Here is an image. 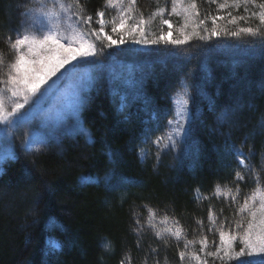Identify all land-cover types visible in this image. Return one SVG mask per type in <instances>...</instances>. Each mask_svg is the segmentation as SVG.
Here are the masks:
<instances>
[{
  "label": "trees",
  "instance_id": "1",
  "mask_svg": "<svg viewBox=\"0 0 264 264\" xmlns=\"http://www.w3.org/2000/svg\"><path fill=\"white\" fill-rule=\"evenodd\" d=\"M170 1L160 0L159 7L168 10ZM62 2L67 6L68 0ZM44 3L0 0L3 61L17 33H27L26 15ZM81 4L83 14L106 7L105 0ZM157 7L155 0H138L133 12L148 21L152 39L164 27ZM197 7L201 18L219 11L218 4L204 0H197ZM227 11L244 14L224 9L225 19L216 26L225 27ZM169 19L179 34L180 17ZM206 23L213 27L210 19ZM85 67L91 71L73 113L60 123L41 117L29 125L43 141L39 151L22 146L25 129L0 124V264H127L128 257L131 264H153L151 248L160 264H198L195 255L204 256L198 241L207 236L219 244V230L230 231L223 226L225 217L246 224L247 209L238 211L244 197L264 190V43L247 34L197 36L179 47L125 43L105 48L95 67ZM180 90L188 97L192 140L158 155L153 141L168 131ZM225 109L235 114L220 121ZM245 137L244 150H254L251 164L261 178L246 176L238 190V167L227 145L239 147ZM177 227L179 239L172 235ZM187 241L193 243L185 248ZM180 251L187 253L182 262ZM206 251H215L214 245ZM207 259L212 264L213 258Z\"/></svg>",
  "mask_w": 264,
  "mask_h": 264
},
{
  "label": "snow or ice",
  "instance_id": "2",
  "mask_svg": "<svg viewBox=\"0 0 264 264\" xmlns=\"http://www.w3.org/2000/svg\"><path fill=\"white\" fill-rule=\"evenodd\" d=\"M53 9L59 5L68 19L75 18L83 29L82 32L73 33L71 36L62 37L53 29L58 26L57 22L64 19L59 11L48 12L41 11L40 15L48 18V30L40 37L23 35L17 33V37L12 41L11 48L15 50L14 60L7 65L6 78H4V61L0 58V124L6 127H15L17 129H25L22 133V146L24 149L31 150L35 146V151H39L42 140L34 139L29 125L41 119L44 115L42 105L43 99L55 92V90L66 79L76 80L81 77L85 65H97V57L104 53L105 48H119L126 43V37L131 38L133 43L143 45H159L161 42L176 47L186 44L193 37H199L200 40H211L214 36H230L239 37L247 34L252 37H259L261 43H264V0H204L208 5L218 4L219 9H243V15H232L231 11L226 12V25L223 28L216 26L218 19L225 17L212 16L210 12L203 14L197 7V0H171V14L183 15L184 24L179 29V36H172L173 25L168 18H164L165 9L159 7L160 0H155L157 8L155 15L160 16L161 24L167 25L168 30L163 29L154 39L149 38L145 34L144 23L141 19H134L133 12L136 10L138 0H105L108 7L119 6L118 18L113 17L111 21L106 20L108 16L107 7L96 9L94 14H83L84 6L81 0H68L67 6L62 0H50ZM48 0L41 5V9L47 8ZM177 5H183L178 8ZM249 6H255L257 10H252ZM75 9V10H73ZM143 15L142 13L140 14ZM194 18L198 21L194 22ZM211 20L213 27L208 28L206 21ZM129 21H133L129 23ZM243 21L245 24H251L258 21L255 26L239 27L238 24ZM37 21H34V24ZM111 25V33L117 35V39H113L106 32V27ZM98 25V26H94ZM228 25L236 26V30H231ZM191 27V31L186 29ZM43 30V29H41ZM139 33V38L135 34ZM203 33V34H202ZM11 39V37H9ZM107 41L105 44L104 41ZM98 42L101 44L97 46ZM131 51V50H130ZM89 72L91 69L88 70ZM95 77H91L95 82ZM10 92L15 98L10 110H6L3 103V95ZM184 108L178 113L180 119L169 120V129L166 133L155 137L153 143L159 151H171L177 149L181 142L187 144L192 140L193 129L191 127V113L187 110L188 100L185 99ZM27 105V107H25ZM251 107V105H250ZM235 113L229 109L221 112L218 119L225 121L231 118ZM260 126L264 128V117L261 118ZM195 145V142L193 141ZM247 137L237 147L235 143L227 145L229 154L235 157L238 170L235 172L236 188L239 190L240 182L246 180V176H254L257 180L261 178L258 172L251 164L254 150L249 146L247 153L245 145ZM198 150V145L196 146ZM143 155V153H142ZM264 160V152L261 153ZM231 191V190H229ZM256 197L245 196L244 202L238 211L248 209L249 202H252V208L249 210V219L246 224L244 221H236L234 224L225 217L223 226L230 229L227 234L221 229L219 230V244L215 241H209L207 236H203L198 242L200 244V252L204 256L195 255L198 264H209L208 257H212V264L216 260L224 261L235 260L237 264H264V200H261L257 206ZM236 197L233 196V202ZM139 224V220H137ZM215 218H213V225ZM203 228V224H200ZM137 232L141 229L137 228ZM209 232H213V227L209 226ZM159 236L160 234L157 233ZM177 239L181 236V229L177 227L173 232ZM165 240L164 244L167 245ZM193 241H187L185 248ZM214 245L215 251H206L209 246ZM107 248L108 245H105ZM238 248V250H237ZM157 250L150 249L153 255V264H160L155 259ZM187 253L179 252V258L182 262ZM259 256L257 260L255 257ZM247 257V259H242ZM120 264H126L125 260H121ZM127 264H131V258L128 257ZM147 264V261H145Z\"/></svg>",
  "mask_w": 264,
  "mask_h": 264
},
{
  "label": "rangeland",
  "instance_id": "3",
  "mask_svg": "<svg viewBox=\"0 0 264 264\" xmlns=\"http://www.w3.org/2000/svg\"><path fill=\"white\" fill-rule=\"evenodd\" d=\"M50 1V0H49ZM107 7L108 10V16H106L107 21H111L113 17L118 18V12H119V6L115 7ZM178 8L183 7V5H177ZM216 16L222 17V14L224 12V9H218ZM41 11H48V12H55L59 11L62 16L65 18L58 21L57 24L58 26L54 28V31H57L62 37H69L73 33H79L82 32V29L76 24L74 19H68L67 16L70 15V13L65 14L62 9L59 8V5L56 6L55 9L52 8L51 3L47 5L46 9H38L35 12H31V14H27L26 18L28 20L29 26L27 27V33L25 35H28L30 37L35 36L37 38H40L47 30H48V18L45 16L40 15ZM171 13V1L169 3V8L168 10H165L164 12V18L169 19V14ZM172 15V14H171ZM176 15V14H175ZM180 17L181 20V26L184 24V17L183 15H177ZM134 17V16H133ZM159 20L161 21L160 16H158ZM134 19H139L138 17H134ZM141 19V18H140ZM145 21L144 23V28H145V34L148 35L149 38L152 36V32L149 31L148 29V21L143 19ZM34 21H37V23L34 24ZM196 21V18H194V22ZM133 21H129V23H132ZM172 23V22H171ZM173 25V24H172ZM111 25L109 24L106 27V32H108L109 35L112 36L113 39H117V35L115 33H111L110 31ZM43 29V30H41ZM162 30V28H160ZM163 30L166 32L168 30V26L164 25ZM174 25L172 28V36L175 34ZM187 31H191V27L186 29ZM137 38H139V33L135 34ZM179 36V34L174 35V37ZM126 43H129L130 45H143V44H136L133 43L131 38L126 37ZM15 50L12 49V53L10 54L9 58L4 61V73L6 78V73H7V65L11 63L14 60L15 57ZM88 77V69L84 66V71L81 73V77L76 79V80H71V79H66L63 81L62 84L55 90L53 94H50L46 96L43 101V109H44V115L42 116V120H49L52 123H57V122H62V120L65 119V117L68 114H72L74 107L77 103V96L79 93V90L83 88L86 85ZM3 85L0 84V88H2ZM187 99V94L184 90L178 91L174 97H173V106H174V116L172 120L174 119H180L178 113L182 111L184 108V100ZM15 98L12 97L10 92H7L5 90V93L3 95V103L4 107L6 110H10L11 105L13 104ZM189 104V102H188ZM187 104V110L189 111V107ZM27 107V105L25 106ZM3 126V124H1ZM4 129V128H3ZM34 139H39L38 136L33 135ZM35 148V146H34ZM33 148V149H34ZM32 150V149H31ZM256 200L255 203L258 206L261 200H264V190H259L255 194ZM252 208V202H249V207L247 209L248 214L249 210ZM227 238V235H226Z\"/></svg>",
  "mask_w": 264,
  "mask_h": 264
}]
</instances>
